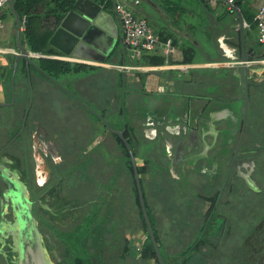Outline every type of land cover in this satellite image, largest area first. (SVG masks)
Listing matches in <instances>:
<instances>
[{
  "label": "flooded vegetation",
  "instance_id": "flooded-vegetation-1",
  "mask_svg": "<svg viewBox=\"0 0 264 264\" xmlns=\"http://www.w3.org/2000/svg\"><path fill=\"white\" fill-rule=\"evenodd\" d=\"M7 40L15 47H0V53L6 54L0 57V80L8 91L6 97L0 94L2 104L13 103L17 30ZM257 60L249 64L248 82L243 77L237 83L230 82L232 92L238 93L218 96L227 85L216 80V99L206 100L195 109L191 106L200 102L181 93L171 100L163 95L151 100L143 96L144 87L136 82L131 83L133 90L123 82L124 91L112 98L115 84L108 79L99 87L98 95L91 96V102L83 99L88 97L80 88L84 76L73 81L63 78L77 91L59 79L79 98L76 101L81 108L92 110L91 103L98 105L93 98L100 99L105 113L96 115L104 126L103 138L98 131L91 136L98 124L85 113L84 126L75 131L67 128L71 125L69 116L55 119L47 114L44 101L49 96L42 82L45 80L48 87L49 80L31 66L34 95L30 109L28 97L9 127L7 114L18 98L12 105L0 107V264H63V245L70 247L76 260V251L60 235L62 231L75 241L83 226L89 229L84 239L85 264L121 263L118 256L124 229L131 225L124 228L126 215L131 219L130 206L125 203L130 201L133 179L127 173L130 169L122 146L113 135H118L122 144L125 141L117 133L110 134L100 117L112 129L124 131L138 170L144 163V159L138 161L142 128L144 141L152 143L148 172L139 173L141 183L143 177L145 180L151 222L165 264H264V64ZM3 62L9 70L4 69ZM28 76L26 63L20 60L16 82L25 79L28 84ZM211 104L225 106L213 112V121L210 112L206 113ZM120 118L121 126L114 122ZM129 128L130 135L126 136ZM129 159L131 164V155ZM148 236L152 241L147 227L145 238ZM143 247L132 250L129 264L144 263ZM153 248L155 256L146 264H159L154 244ZM114 252L117 259L112 257Z\"/></svg>",
  "mask_w": 264,
  "mask_h": 264
},
{
  "label": "crops",
  "instance_id": "crops-1",
  "mask_svg": "<svg viewBox=\"0 0 264 264\" xmlns=\"http://www.w3.org/2000/svg\"><path fill=\"white\" fill-rule=\"evenodd\" d=\"M96 1L102 4L100 0H96ZM146 1H148L150 6L154 8V11L158 13L162 17V19H164L168 23H171L173 21L178 22L175 16L182 15V12H179L176 5L184 4L183 2L184 0H146ZM102 5L104 6L103 8L106 11L110 12L114 16L115 22L118 25V33H119L118 37L115 39L113 38L114 41L110 42V44L112 45L111 48H109L110 46L109 43L106 44L105 37L102 36L101 33L98 34V37L100 36L99 37L100 41L104 42L105 44V45L102 44V47H104L106 50L110 52L106 60L104 61L99 59L93 60L83 56L77 57L74 56L72 53L63 52L58 47L51 44V48L54 50V53L50 55V57L54 59L67 61L69 62L70 65H72V67H77V70L87 71L89 68H100L105 70L102 72L101 76L94 77L91 76V74H87L84 76L85 85H83L84 89L82 90L85 93L84 95H87L89 99L91 98V96L88 95L91 93L89 91V86L91 85L97 86L99 84L100 86L98 87H101L102 84L104 83L103 80H107V79L112 81L114 84L119 83V86L115 85V87H113L112 90L113 94L111 95L112 98H116L115 97L116 94L121 95V93L124 91L122 89L123 82L126 83L125 87H127L128 90L130 89L133 90L131 83L136 82L138 86L144 87L145 93L148 92L151 94H155L157 96H162V95L166 96L165 100L174 99L178 94L181 93L185 98L187 97L188 100L200 102L199 104H197L198 106L196 105L191 106L192 109H195L196 107H200L201 103L206 100L216 99V80L221 81L225 83V85H227L225 88L221 87L222 89L218 91V96L229 97L231 94L233 95V93H238V91L232 92V90L229 87L230 82L237 83L241 78L240 77L241 73L239 74L235 70L240 68V72H243V66L240 63L241 62L240 51L236 47V45L231 43V41L235 40L233 39L235 37H232V39H230L227 36H225L224 42H221L220 40V37L223 36H220L218 40H215L216 42V48H215L216 56H215L209 50L206 51V48L202 45L200 41H198L196 36L193 33L186 30L184 27L178 24L179 27L182 28L180 31L178 30L176 31L171 29L170 25H167L172 31L171 36L168 37L173 39L175 45L177 46L178 51L175 54H171L167 56L164 53L163 49L159 47L155 51L149 52L145 54L142 58L133 61L129 57L128 47L124 40L121 20L119 19V17L117 16V14L115 13L112 7L109 8L106 7V5L104 4ZM147 10L148 9L146 7H143V0H142L138 8V13L144 16V14L147 13ZM45 13L46 12H43L42 15H44ZM14 25L15 26L12 28L13 33L17 30V22L15 17H14ZM24 30H25V26L23 25L22 32ZM214 36L216 38V32L214 33ZM161 37L162 38L164 37L163 39H165V35H161ZM5 38H6L5 41L0 39V47L1 46L15 47L13 46L12 42H9V40H7L9 36L5 35ZM182 45L191 46L194 48L188 54L189 57H192L193 62L186 61L187 59L185 52L181 47ZM2 48L0 49V51L3 50ZM249 50H250V54H249L250 58H253L252 57L253 50L252 49ZM255 51H257L256 48ZM258 51L261 50H259L258 48ZM5 55L6 54L0 53V57H3ZM11 55L13 56L14 54ZM235 56H239V59L236 60ZM43 57L50 58L49 55H43ZM158 57H164L165 63L162 65L152 63V61ZM202 57H205L206 59L200 60V58ZM38 59L39 58H37L36 60ZM220 60L221 61L229 60V62L226 64L225 63L221 64L217 62ZM132 62L143 66H150V68H148V70H140V69L125 70L119 67L121 65L129 64ZM232 63L233 65H231ZM2 66L4 67L5 70L10 69L9 66L7 65V62H3ZM83 66L85 67L83 68ZM153 66L155 67L165 66V67L152 69ZM116 73L120 77V79H118L119 81L115 80L114 78ZM5 83L10 84L9 81H6ZM42 83H45L44 85L47 86L46 84L47 82L45 80H43ZM86 87L88 88V90L87 89L85 90ZM47 88L48 90L50 89L49 86ZM51 100L52 99L50 98V96L45 98L44 101L45 112L47 114H51L55 119L58 118L61 119L62 118V117L60 118L61 111L66 112L67 108L65 107V105L60 104L59 106V103ZM93 100H95L98 103V106L100 108L103 107L101 105L99 98L95 97L93 98ZM215 105L216 106L211 104V108L213 109V112L220 111L222 110V108L225 107V106L221 107L220 104H215ZM56 107H59V110H56ZM57 111H60V114H56ZM49 122L53 126L54 121L50 120Z\"/></svg>",
  "mask_w": 264,
  "mask_h": 264
},
{
  "label": "rangeland",
  "instance_id": "rangeland-1",
  "mask_svg": "<svg viewBox=\"0 0 264 264\" xmlns=\"http://www.w3.org/2000/svg\"><path fill=\"white\" fill-rule=\"evenodd\" d=\"M184 4L182 5H176L179 12H182V15H176L178 22H172L175 24H179L180 26L184 27L189 32L193 33L198 41L202 43V45L206 48V51H210L212 54L216 56V42L215 40H218L220 36L221 42H224L223 38H225V35H227L228 38L232 39V37H235L233 41L239 40V32H240V21L238 13L230 9V7L225 3L223 0H184ZM186 2V3H185ZM259 5V0H241L239 3V11L243 15V13L247 14L249 10L250 13L256 12L257 7ZM143 7H146L147 13L144 14V16L148 19L150 25L154 28L155 31L160 32L162 30V27L167 26L168 23L162 17L154 11V8L150 6L149 2L146 0H143ZM13 8L11 4H8L6 7L2 9L0 12V24L3 25V27L0 28V39L5 41V35L11 37L13 34V27L14 25V14H13ZM183 17V18H181ZM181 27V28H182ZM216 32V38L214 36V33ZM245 46L246 50L253 49L254 47L257 49L256 55L259 56L258 47L259 50L264 49V44H261L257 42L258 40V30H257V24L254 25L246 23L245 26ZM237 42V41H236ZM259 45V46H258ZM226 46V45H225ZM256 57V59H257ZM206 59L205 57L200 58V60ZM224 59V58H223ZM235 59L238 60L239 56H235ZM234 59V60H235ZM260 60V59H258ZM264 60V59H263ZM39 62V61H38ZM218 63H228L229 60L224 61H217ZM216 62V63H217ZM233 62V61H231ZM264 64V63H262ZM220 65V64H219ZM233 65V63L231 64ZM218 66V65H216ZM148 70V69H145ZM105 71L104 69L100 68H89L87 71H81L80 73H70L66 76L61 78V82H63L66 85H69L68 82H65L63 78L68 79L69 81H73L76 76H85L87 74H91V76H101L102 72ZM115 80L119 81L120 77L115 74ZM101 80V79H100ZM105 83V80H103ZM50 89L47 92V96H51V98H55L56 102L62 105H65V107L68 109L67 112L61 111L60 118H65L69 116L68 120H70V127H67L71 131H75L77 128L80 129L84 126V113L89 116V119L93 121V124H98V130L94 126L91 132L92 135H96L97 131L99 133V137L103 138L104 135L101 131L104 126L100 123L98 120V116L96 115L97 112L105 113L98 105L92 104V110L86 109L85 107H80V103L76 101L73 98H70L65 92H63L59 87L48 81ZM102 83V81H101ZM84 85V83L82 84ZM105 84V88H106ZM115 85H117L115 83ZM70 86V85H69ZM73 91H77V89L70 86ZM80 88H84L83 86ZM99 87L91 85L89 86V91L91 92L90 96H97L98 95ZM77 93V92H76ZM148 95L151 98H158L159 96L151 93H144L143 96ZM84 95L82 94L81 97ZM145 100L147 97H144ZM84 100L89 101V98H84ZM81 100V99H80ZM81 100V101H84ZM91 102H93L90 99ZM148 105V104H145ZM78 109L82 111H78ZM56 110H59V107H56ZM71 111V112H69ZM56 114H60V111H57ZM145 116H148V114H145ZM101 129H100V128ZM141 144H140V155L145 150L148 149L152 143H146L144 139L141 138ZM138 161L140 163L143 162V158H139ZM135 211L136 208H135ZM128 216H132L131 213H128ZM67 230V229H66ZM63 232L61 231V238L65 239L66 241L73 243V239H67L64 235H62ZM146 235L147 232L143 230V233H138L135 235L130 236V250L134 251L138 246H143L146 242ZM145 239V240H144ZM62 249L64 250L62 256V262L63 264H78L76 263V260L72 258L70 247L63 245ZM62 250V251H63Z\"/></svg>",
  "mask_w": 264,
  "mask_h": 264
},
{
  "label": "water",
  "instance_id": "water-1",
  "mask_svg": "<svg viewBox=\"0 0 264 264\" xmlns=\"http://www.w3.org/2000/svg\"><path fill=\"white\" fill-rule=\"evenodd\" d=\"M10 4L14 11V17L17 22V41L19 46V51L16 54L15 58V64H14V71H13V77H12V84H11V92L13 97V103L15 102L16 98L18 100L16 101V104L10 111L8 112V117L11 119V121L8 123L9 127H12L14 124V121L16 119L17 114L21 111L23 105L25 104L28 97H30V105L28 107V110L31 107L32 104V98L34 95L33 89L31 87V76H30V68L31 66L38 69L42 75L49 80L50 82L57 85L63 92L67 93L69 96H71L75 100H79L68 88H66L58 79L51 76L49 73H47L40 65L37 64L36 59L43 57L42 54H37L35 52H31L28 47L24 44L22 39V26H23V20L20 17L18 11L15 9V0H11ZM104 6L99 3L96 0H76L74 3L73 8L66 14V16L63 18L60 26L57 28L55 33L53 34L52 38L50 39V43L56 47H58L60 50L66 53H72L74 56H83L88 57L93 60H106L110 52L106 50L104 47H102V44L104 42L100 41L98 34L101 33L102 36L106 39V44H110L111 41H114L113 38H117L118 33V25L115 22L114 16L106 11ZM233 10H235L238 13L239 20H240V30H241V44H242V56H241V64L243 66V72H240V77H243L246 82H248L250 78L249 73V64L248 61H250V55L247 53L246 46H245V26L246 21L244 19V16L239 11L238 7H234ZM170 28L173 30L180 31L181 28L178 24L170 23ZM112 45L110 44L109 48H111ZM48 57V56H47ZM50 57V55H49ZM52 58V57H50ZM20 60H24L26 63V67L28 70V78L29 82L26 83V80L23 79L20 82H16V71L19 65ZM237 70L240 71V68ZM45 83H43L44 85ZM45 92H48V88L46 85H44ZM248 92V90H247ZM0 94L3 95V97H6L8 94L7 87L4 85L3 80H0ZM247 96V95H246ZM12 103V104H13ZM12 104L8 103H0L1 106H10ZM209 117L213 115V109L209 107L207 109L206 113H209ZM7 117V116H6ZM101 120L106 124L108 129L111 132L119 134L122 139L125 141L126 146L130 152L132 164L134 166L135 171V177L137 181L138 186V192L140 197V202L143 210V214L147 223L149 234L152 238L155 251L158 256L159 264H165L163 257L161 255L157 239L154 233V228L148 213V209L146 206L145 196L142 189V183H141V176L138 170V165L136 163L135 154L133 152V149L130 145V143L127 141V139L124 136V131L114 130L112 129L105 118L100 117ZM212 121L214 120L213 117H211ZM12 122V123H11ZM14 199V196H12ZM16 203V202H15ZM32 203V202H31ZM19 207H23L22 204L18 203ZM31 208L28 207V215L30 218L32 217ZM21 216V213H20Z\"/></svg>",
  "mask_w": 264,
  "mask_h": 264
},
{
  "label": "trees",
  "instance_id": "trees-1",
  "mask_svg": "<svg viewBox=\"0 0 264 264\" xmlns=\"http://www.w3.org/2000/svg\"><path fill=\"white\" fill-rule=\"evenodd\" d=\"M76 0H15V9L18 11L20 17L23 20V25L25 26V30L22 32V39L24 44L28 47V49L32 50L35 53H39L42 55H52L54 53V50L51 48L50 39L52 38L53 34L57 30V28L60 26L63 18L66 16V14L73 8L74 3ZM102 4L106 5V7H111L110 3H106L105 0H100ZM241 0H237V6H239V3ZM13 11V10H12ZM251 10L248 11L247 14L243 13L244 19L246 23L254 25L256 23L255 21V15L256 12L250 13ZM43 12H46L44 15H42ZM14 14V11H13ZM240 21V20H239ZM171 29L168 26L162 27V30L159 32L161 35H165V39L169 38L168 36H171ZM246 34V33H245ZM167 36V37H166ZM164 38V37H163ZM239 40L231 41L240 51V55L242 56V44H241V30L239 32L238 36ZM174 42V41H173ZM257 42H259L257 40ZM259 46V45H258ZM185 52L186 55V61L193 62L192 57H189L188 54L190 51H192L194 48L191 46H181ZM259 48V47H258ZM252 57L250 59H256V51L255 47L252 49ZM261 50V49H260ZM247 53L250 54V50H247ZM193 55V53H192ZM257 59H264V49L261 50V53L259 52V56ZM38 61L41 63V67L49 73L51 76H53L56 79H61L62 77L66 76L69 73L75 72L77 70V67H72V65L69 64L67 61L58 60L54 58H44L41 57L38 59ZM152 63L154 64H164L165 59L164 57H158L155 58ZM123 121L122 118L119 119L118 122L114 120L115 123H119L121 126V122ZM111 125V124H110ZM114 125V124H113ZM113 125H111L113 127ZM130 128L126 132V136H129ZM110 134H114L110 131ZM116 140L119 142V144L122 146L123 150V156L125 157L126 166L129 167L130 172H127L130 174L131 178L133 179V190L130 192V201L126 202L125 205L130 206V213L132 216L131 219L127 218L124 220V228L131 224L129 228H125L124 230V237H123V246L122 249H120V257L119 261L120 264H129V258L132 257L133 254L130 250V236L143 233V230L147 232V225L145 222L144 214L142 211L139 193L137 189V184L135 181V174L133 171V167L131 166L130 162V153L128 151V148L126 144L124 143L121 138L114 134ZM141 137L144 139L143 134V128L141 129ZM145 140V139H144ZM151 155V149H145L141 153V158L144 159V163L140 165L139 171L142 175L148 172V165H150L152 161ZM129 162V164H128ZM164 169V168H163ZM142 185H143V191L145 194V200L148 207V211L151 217L150 212V199L146 192V185L144 177L142 178ZM135 208L137 211H135ZM138 219V222L136 221ZM129 220V222H128ZM134 220V221H133ZM153 222V221H152ZM89 229L80 228L76 235V240L73 243H70V246L73 250L76 251V260L81 263L85 264V258H86V246L84 239L86 238L88 234ZM157 235V232H156ZM165 244H161L162 253L165 254ZM118 254L114 252V256H112L114 259H117ZM155 256L154 248L152 241L150 237L148 236L146 238V242L144 243L143 247V254H142V260H144V263L146 264L149 259L153 258ZM110 257V258H112ZM108 259V261L110 260ZM141 264H144L142 261H140ZM178 264V263H174Z\"/></svg>",
  "mask_w": 264,
  "mask_h": 264
},
{
  "label": "built area",
  "instance_id": "built-area-1",
  "mask_svg": "<svg viewBox=\"0 0 264 264\" xmlns=\"http://www.w3.org/2000/svg\"><path fill=\"white\" fill-rule=\"evenodd\" d=\"M11 0H0V12L4 7L10 4ZM110 3L111 7L121 20L124 40L128 47L129 57L131 60L142 58L145 54L155 51L161 47L164 53L169 56L175 54L177 46L173 39H163L159 33L150 25L148 19L138 13V8L142 0H105ZM233 9L237 6V0H223ZM255 21L258 30V41L264 44V0H259V5L256 10ZM1 49V48H0ZM33 52V51H31ZM254 60L248 61V64ZM264 63L263 59L257 60ZM168 66V65H167ZM122 69H148L150 66H136L132 63L119 66ZM160 67H153L158 69Z\"/></svg>",
  "mask_w": 264,
  "mask_h": 264
}]
</instances>
